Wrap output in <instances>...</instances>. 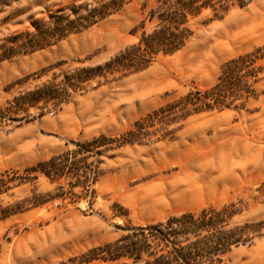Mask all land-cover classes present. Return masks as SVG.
I'll use <instances>...</instances> for the list:
<instances>
[{
    "label": "rangeland",
    "instance_id": "1",
    "mask_svg": "<svg viewBox=\"0 0 264 264\" xmlns=\"http://www.w3.org/2000/svg\"><path fill=\"white\" fill-rule=\"evenodd\" d=\"M158 1L133 0L32 52L21 45L39 25L70 24L108 0H0V264H117L87 260L127 228L231 205L229 227L248 226L253 240L223 264H264V78L244 109L155 119L131 134L161 107L211 89L225 63L264 47V0L207 10L184 49L144 71L92 79L58 107L14 109L20 94L136 44L155 26ZM84 144L61 179L35 171Z\"/></svg>",
    "mask_w": 264,
    "mask_h": 264
},
{
    "label": "trees",
    "instance_id": "2",
    "mask_svg": "<svg viewBox=\"0 0 264 264\" xmlns=\"http://www.w3.org/2000/svg\"><path fill=\"white\" fill-rule=\"evenodd\" d=\"M131 1L133 0H108L91 9L87 16L67 25H63V17L53 28L41 24L35 33L29 34V40L21 47L31 49L32 52L44 49L52 45V39L59 41L68 34L81 32L115 14ZM253 1L255 0H159L150 17L151 21L156 20L155 26L151 32H143L136 44L120 51L104 66L77 68L63 74L60 82L59 76H55L52 81L34 91L20 94L14 100V109L18 112L31 107L45 108L50 103L58 107L69 101L72 92L85 91V84L92 79L106 78L115 73H123L125 76L144 71L157 57L173 55L184 49L195 34L191 28L192 22L207 10L217 15L227 11L232 5L244 7ZM262 78L264 47L225 63L218 82L211 89L190 92L177 102L161 107L149 115L148 119L137 122L136 131L131 134L138 137L144 129L155 123V119L186 120L195 114L223 111L233 105L244 109L249 100L255 97L253 84ZM125 141L133 143L135 139ZM88 147L89 144H84L80 150L53 158L36 167L35 171L40 169L52 180H59L66 175V166L72 165ZM233 208L234 205L225 206L221 210L204 209L199 214L186 213L170 217L164 222L127 228V233L114 243L91 251L87 261L97 259L117 264H223V257L233 247L253 240L252 237H244L248 226L229 227L235 215ZM121 261L124 262L120 263Z\"/></svg>",
    "mask_w": 264,
    "mask_h": 264
},
{
    "label": "bare ground",
    "instance_id": "3",
    "mask_svg": "<svg viewBox=\"0 0 264 264\" xmlns=\"http://www.w3.org/2000/svg\"><path fill=\"white\" fill-rule=\"evenodd\" d=\"M244 22V21H243ZM222 42V41H221Z\"/></svg>",
    "mask_w": 264,
    "mask_h": 264
}]
</instances>
